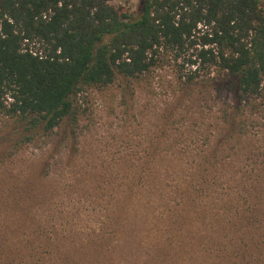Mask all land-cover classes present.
<instances>
[{"label":"trees","instance_id":"1","mask_svg":"<svg viewBox=\"0 0 264 264\" xmlns=\"http://www.w3.org/2000/svg\"><path fill=\"white\" fill-rule=\"evenodd\" d=\"M112 1L0 0V114L18 141L76 123L81 93L130 87L166 50L189 56L183 89L221 87L213 138L202 146L161 141L149 158H127L122 191L112 203L99 195L110 206L84 212H98L88 225L46 224L14 206L20 194L10 203L0 195L15 212L0 233V264H123L132 253L121 237L131 239L130 216L149 179L157 238L142 264H264V147L241 145L251 139L246 119L264 121V10L258 0H142L133 17Z\"/></svg>","mask_w":264,"mask_h":264},{"label":"rangeland","instance_id":"2","mask_svg":"<svg viewBox=\"0 0 264 264\" xmlns=\"http://www.w3.org/2000/svg\"><path fill=\"white\" fill-rule=\"evenodd\" d=\"M258 2L264 10V0ZM141 3L142 0H113L110 4L137 17ZM188 59V54L177 57L172 50H166L159 54L158 65L130 87L116 82L106 89L81 93L75 102L77 122L68 121L61 131L46 138L18 141L21 137L15 127H10L0 114L3 200L10 203L14 194H20L22 199L14 200V206L30 208L28 211L46 224L88 225L98 212L89 219L82 216L84 212L110 206L95 199L103 194L112 203L116 192L122 191L127 158L135 165L138 158H149L146 151L161 141L166 146L207 144L213 138L224 93L217 81L211 90L200 85L183 89V77L191 68ZM212 72L217 79V73ZM8 103L9 100L5 105ZM246 121L251 139L241 141V145L264 147V136L254 137L261 132L264 121L251 117ZM231 145L237 147L239 143ZM231 154L225 151L223 156ZM245 156L242 153L241 158ZM146 172L150 175L152 171ZM145 182L146 188L138 191L130 216L126 235L130 234L131 239L127 242L121 237V246L132 253L124 252L123 264H142L157 238V222L153 221L158 212L157 199L150 179ZM137 185L141 187L138 181ZM13 213L0 205V233L6 226L10 229L8 222ZM16 240V235L10 237V242ZM4 255L0 251V257Z\"/></svg>","mask_w":264,"mask_h":264}]
</instances>
